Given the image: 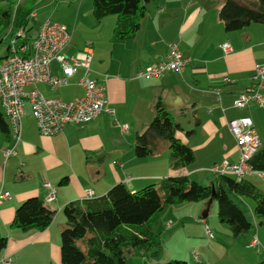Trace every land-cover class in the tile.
Instances as JSON below:
<instances>
[{"label": "crops", "instance_id": "obj_1", "mask_svg": "<svg viewBox=\"0 0 264 264\" xmlns=\"http://www.w3.org/2000/svg\"><path fill=\"white\" fill-rule=\"evenodd\" d=\"M224 1L154 0L146 5L145 16L135 36L123 40L116 37L113 53L108 58L99 55L97 41L91 37L83 38L79 46H76L77 51L91 48V76L105 83L108 100L106 107L113 114L102 112L88 122L68 124L62 131L45 136L38 132L30 116L29 102L24 104L20 140L16 141L11 132L0 133V193H9L0 204V234L6 235L8 240L0 254V262L3 258H9L11 264H19V254L35 245L36 248L49 249L53 261L60 264L58 235L65 226L64 216L61 217L63 207L69 202L100 198L117 183H124L135 192L146 185L157 184L163 177L187 175L189 178V174H195L196 180L205 182L204 185L214 184L219 176L214 175L210 168L225 160L235 162L239 158L235 138L227 125L231 119L250 117L261 146H264V109L257 111L251 107L253 105L244 108L234 106L236 96L250 86V74L257 65L264 63V24L252 23L239 31L226 32L218 16ZM106 20L114 21L106 16L97 22L92 13V4L83 10L80 4L75 9L73 23L76 29L79 25V29L87 25L94 30H102ZM88 40H94L93 45H96L95 42L97 45L89 46ZM224 42L230 44L229 52H224L220 47ZM169 44H176L183 57L188 59L184 70L181 73L169 71L160 77H136L139 69L165 60ZM116 49L117 57L114 59ZM126 56L129 59L125 61ZM52 69L55 75H59L56 63L52 64ZM224 76L229 79L228 82H222ZM78 77L79 74L70 79L80 86ZM27 87L29 90L26 94H29L33 87ZM60 87L52 91L45 84L36 85L45 96H54ZM216 87L221 88L219 101L213 94ZM157 101L175 116V121L180 125L181 129L176 132V136L193 150L196 165L192 168L172 167L165 141L159 143L158 151L152 156L138 158L135 155V136L154 118V105ZM179 117L186 119L185 124ZM191 120L194 121V128L184 130L185 125H191ZM124 125L127 127L125 130L122 128ZM194 136H200V139L192 141ZM211 143L218 146V155L210 161L205 157L200 159L201 151ZM7 148H14L15 154L6 159L3 151ZM9 160H12V171L6 166ZM253 175L264 182V172L244 177L264 195V190L258 188L252 179ZM45 182L55 192L54 199L47 200L52 206L46 201L50 189L44 186ZM32 196H37L48 209L55 211L52 223L42 231L13 228L11 224L16 207ZM229 196L245 215L251 212L254 228L237 238L229 237L227 231L226 236L231 241L223 239L224 242L218 243L223 246L231 244V248L239 244L234 251L243 253V259H249L255 264L256 258L259 264H264V254H261V251L264 252V235L257 228L262 225L253 216V204L249 203L248 198L234 193H229ZM212 203L213 200L209 206L207 201L170 206L159 217L166 228L174 223L178 228L190 224L193 228L187 237L195 240L190 245L193 249L184 255H191L195 259V253L198 262L203 263L205 260L206 264L210 260L207 251L214 246L209 239L215 243L214 232L212 238L206 234ZM157 220L151 225L153 232ZM187 220L192 222L187 223ZM168 223L171 224L168 226ZM255 235L263 248L258 251V255H254L253 247L249 246ZM25 244L28 245L22 248ZM148 254L150 252L145 255L142 251L128 249L126 264H147L145 258L149 259ZM174 257L179 256L171 252L167 260L158 264H164ZM135 258L140 260L134 262Z\"/></svg>", "mask_w": 264, "mask_h": 264}, {"label": "trees", "instance_id": "obj_2", "mask_svg": "<svg viewBox=\"0 0 264 264\" xmlns=\"http://www.w3.org/2000/svg\"><path fill=\"white\" fill-rule=\"evenodd\" d=\"M153 1L92 0V13L97 22L115 15V36L120 40L130 39L139 30L146 5ZM35 6L34 1L0 0V33L24 31L30 38ZM218 16L226 32L239 31L252 23L264 24V0H225ZM16 39L29 43V39ZM7 56L8 46L6 55L0 57V64ZM154 114L153 120L135 136V155L138 158L152 156L158 151L159 143L165 141L172 167L191 165L195 161L193 150L176 136L180 125L160 101L154 105ZM0 133H10L9 121L1 108ZM248 163L252 169L264 172V146H260ZM229 193L251 199L253 216L264 227V195L247 179L236 181L230 175L219 176L211 185L192 181L187 175L167 176L135 192L124 183H117L100 198L69 202L62 209L65 226L61 231L60 264H126L128 249L142 251L145 255L150 252L152 257H157L161 240L159 234L151 230V225L170 206L207 201L210 197L217 202V216L220 223L227 224L228 236L237 238L254 223ZM54 217L55 211L48 209L37 196H32L16 207L11 226L22 231H42ZM7 241V237L0 234V254ZM165 264L189 263L174 259Z\"/></svg>", "mask_w": 264, "mask_h": 264}, {"label": "built area", "instance_id": "obj_3", "mask_svg": "<svg viewBox=\"0 0 264 264\" xmlns=\"http://www.w3.org/2000/svg\"><path fill=\"white\" fill-rule=\"evenodd\" d=\"M23 37L24 32L18 31ZM25 38V37H23ZM22 38V39H23ZM33 40V48H36V56L31 62L16 60L13 51L8 52L12 56V63H5L0 68V104L6 110V118L9 121L10 132L16 141L20 140L22 119L24 116V100L27 98L30 105V116L33 119L38 132L41 135L50 136L58 133L68 124L85 123L102 112L113 114L107 105V87L104 82H98L91 76L92 50L85 47L76 53L67 54V48L71 40L70 31L61 23L47 19L43 21ZM224 52H229L231 46L228 42L220 45ZM23 48V43H20ZM56 63L59 75L53 73L52 64ZM188 63L176 44H169L165 60L158 64L148 65L139 69L138 78L160 77L166 72L181 73ZM78 84L84 88L82 96L71 100H64L54 96H45L37 88V84H45L52 91L65 85L67 81L77 75ZM250 86L239 93L234 106L244 108L248 104H254L264 108V63L255 67L250 74ZM224 76L222 82H228ZM33 87L29 94H25L24 88ZM215 98L219 101L221 88H214ZM27 95V96H26ZM229 131L233 135L238 147L239 158L235 162L223 161L213 165L210 171L214 173L231 172L237 176V181L250 174L260 173L252 169L249 160L260 148V138L254 129L250 117L243 116L231 119L227 123ZM125 130L127 127L124 125ZM15 154L14 148L3 151L4 158ZM44 186L50 189L48 201L54 199V190L47 182ZM9 196L7 191L0 193V204ZM171 223H168L169 226ZM209 238L213 237L212 231L206 229ZM260 242L255 235L250 247L258 248ZM195 260L199 258L194 253ZM0 264H11V259L4 258Z\"/></svg>", "mask_w": 264, "mask_h": 264}, {"label": "rangeland", "instance_id": "obj_4", "mask_svg": "<svg viewBox=\"0 0 264 264\" xmlns=\"http://www.w3.org/2000/svg\"><path fill=\"white\" fill-rule=\"evenodd\" d=\"M28 1H34V4L36 5L35 10H34V13H35L34 19H31L30 21V26L32 27L30 30L31 39H33L35 35L37 34V30L39 28L40 22L45 21L46 19L50 18V20L66 25L69 28V31L70 29L72 30L71 34H73L72 35L73 38L71 40L69 48H67V51H66L67 54L71 55L73 52L77 51L76 46H79V44L83 41V38L91 37L95 41H97L99 45L98 52L100 56H104L108 58L112 55L113 41H116V36L113 32L115 21H116L115 15L107 16V17H111V19H114V21L112 23L106 20V22H104L102 26L103 27L102 30H94L92 27H89L87 25H82L80 29H79L80 25L77 29L74 27L73 22L75 20V9L80 4L82 5V10L85 9L86 7L92 4V0H28ZM111 35H114L112 39H111ZM23 37H25L24 39H28V36L25 34L23 35ZM15 38H16L15 33H11V32L6 33V34L0 33V42H1L0 43V57H3L6 55L7 46H8L9 41L14 40ZM93 41L88 40L87 44L92 47L96 46L97 43L95 42L96 45H93ZM116 57H117V49L114 52V59ZM128 59H129V56H126L124 58L125 61ZM69 80L67 81L65 85H62L56 93H54V96L61 97L63 99H71V98L80 96L82 95V93H84L83 89L80 86L75 85L73 81H71V79ZM24 89H25L24 90L25 94L28 93L29 87H25ZM27 102L28 101L26 99L24 104H27ZM248 105H253L251 107L258 109L257 111L259 110L263 111L262 109H264V108H259L257 106L256 108L254 107L255 106L254 104H248ZM179 119L181 118L179 117ZM181 120L185 124L186 119L184 120L181 119ZM194 126H195L194 121L191 120V125L189 126L185 125L184 130H190L191 128H194ZM198 139H200V136H194L192 138V141H195ZM218 152H219L218 146L216 145V143H211L209 146H207L204 150L201 151L200 159L202 157H205L207 161H210L212 160L211 158L218 155ZM167 157L170 159V151L167 152ZM3 161H4V158L1 161L2 166H3ZM194 165H196L195 161L191 165H189L187 169L192 168ZM6 166L12 171L13 170L12 160H9ZM189 179L192 181H196L202 185L205 184V182H200L196 180L197 176L195 174H189ZM252 179L256 182L255 184L258 188H260L261 190H264L263 188L264 182L260 181L259 180L260 178H258L257 175H253ZM247 200L249 201L250 204H253L251 199L248 198ZM46 201H47V196H46ZM47 204H49L50 206L53 205L52 203H48V201H47ZM238 204L240 205L239 201H238ZM63 216L65 220V215L62 210L61 217ZM246 217L250 221H253L251 212L247 213ZM157 221L158 223L153 225V229H154V232H156V234H159V237L161 240L160 253L157 257H152L151 254H148L147 256L149 257V259L147 260L145 258V260L147 261V264H149L150 262H153V264H158L159 262H162L163 260H167L166 258H168L171 252H173L175 256H179V257H174V259L184 260V261H187L189 264H206L205 260L203 261V263H201V261L200 262L196 261L191 255L190 256L184 255L186 251L188 252V250L193 249V247L192 246L190 247V245L195 240V239H190L187 237V234L191 233V229L193 228L192 226H189L190 224H185L186 226H184V228L183 226L178 228L176 223H174V225L172 224L171 227L166 228V225H163L164 222H161L162 218H159ZM187 221H188L187 223L192 222V220H187ZM207 221H208L207 225L209 226V229L215 234V240H214L215 243L213 242V239H209L210 243L214 245L210 251H207L208 255L210 256L209 264H253L251 260L243 259L244 258L243 253L234 251L235 248H237V245L239 244H236L231 248V244H227V246H223L221 245V243H218L220 241L224 242L223 239H227L226 241L230 242L231 238L226 236V233L228 231L227 224L219 222V218L217 216V202L216 201H213L210 207V215L207 217ZM212 221L213 223L211 224ZM214 222H215V225H214ZM161 225H163V227ZM257 228L261 231V234L264 235V227L257 226ZM202 237L204 238V236ZM58 239L60 242L61 241V231L59 232ZM239 239L240 238H238V241H241ZM28 244L23 245L22 248H25L26 245ZM262 249L263 248L261 247V245H259L258 248H253L252 250L254 251V255H258L259 253L258 251H261ZM261 252H262L261 254H264L263 251ZM174 259H171V260H174ZM139 260L140 258L139 259L135 258L134 262L139 261ZM52 261H53V257L49 249L36 248L35 245H32L29 249H25V251L19 254V264H56V261L55 262L54 261L52 262ZM255 264H259L256 258H255Z\"/></svg>", "mask_w": 264, "mask_h": 264}, {"label": "bare ground", "instance_id": "obj_5", "mask_svg": "<svg viewBox=\"0 0 264 264\" xmlns=\"http://www.w3.org/2000/svg\"><path fill=\"white\" fill-rule=\"evenodd\" d=\"M17 38H21V34L17 31L16 34ZM15 38L14 40H10L8 43V52L13 51V55L16 57V60L18 61H24V62H31L34 60L36 56V48H33V40L29 41L28 44L23 43V48H20V42ZM5 63H12V56H7ZM0 68H4V61L0 64ZM214 93V89H213ZM1 111L3 112L4 116L6 117V110H3V105L0 104ZM261 145V141H260ZM216 176H222V175H230L233 176L237 181V176H234L231 172H222V173H214ZM253 242V238L250 243ZM249 243V244H250ZM4 260V258L1 260V262ZM0 262V263H1Z\"/></svg>", "mask_w": 264, "mask_h": 264}, {"label": "water", "instance_id": "obj_6", "mask_svg": "<svg viewBox=\"0 0 264 264\" xmlns=\"http://www.w3.org/2000/svg\"><path fill=\"white\" fill-rule=\"evenodd\" d=\"M212 200H213L212 197H210V198L207 200V205H208V206L211 204ZM205 216H206V214L203 215V217H205ZM260 225H262V224L260 223Z\"/></svg>", "mask_w": 264, "mask_h": 264}]
</instances>
